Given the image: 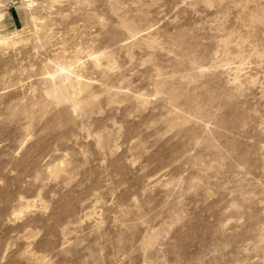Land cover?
Masks as SVG:
<instances>
[{"label":"rangeland","instance_id":"rangeland-1","mask_svg":"<svg viewBox=\"0 0 264 264\" xmlns=\"http://www.w3.org/2000/svg\"><path fill=\"white\" fill-rule=\"evenodd\" d=\"M0 264H264V0H0Z\"/></svg>","mask_w":264,"mask_h":264}]
</instances>
